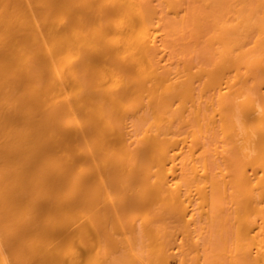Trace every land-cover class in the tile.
I'll return each mask as SVG.
<instances>
[{"label": "bare ground", "instance_id": "obj_1", "mask_svg": "<svg viewBox=\"0 0 264 264\" xmlns=\"http://www.w3.org/2000/svg\"><path fill=\"white\" fill-rule=\"evenodd\" d=\"M0 264H264V0H0Z\"/></svg>", "mask_w": 264, "mask_h": 264}]
</instances>
